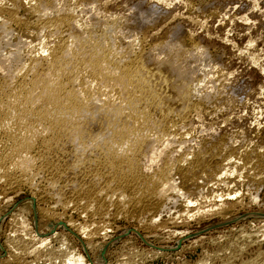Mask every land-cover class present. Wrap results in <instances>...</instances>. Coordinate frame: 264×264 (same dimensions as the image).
<instances>
[{"label":"bare ground","instance_id":"bare-ground-1","mask_svg":"<svg viewBox=\"0 0 264 264\" xmlns=\"http://www.w3.org/2000/svg\"><path fill=\"white\" fill-rule=\"evenodd\" d=\"M70 1L6 0L0 6L3 193L44 186L55 204H78L90 218L149 215L154 223L171 193L200 194L237 169L253 184L264 180L259 152L249 150L234 163L236 151L222 141L184 147L191 115L222 95L213 77L207 88L209 78L199 73L206 61L200 47L176 31L146 48L134 25L92 14L84 0ZM152 18L141 12L138 27L148 28ZM32 33L36 46L21 36ZM29 237H12L14 249L29 255L47 242ZM83 260L72 255L66 264ZM246 264H264V252Z\"/></svg>","mask_w":264,"mask_h":264},{"label":"rangeland","instance_id":"rangeland-1","mask_svg":"<svg viewBox=\"0 0 264 264\" xmlns=\"http://www.w3.org/2000/svg\"><path fill=\"white\" fill-rule=\"evenodd\" d=\"M84 1L92 14L117 16L127 27L134 25L146 48L178 31L204 51L199 73L215 78L222 95L214 94L212 102L191 115L185 148L213 140L236 151L234 163H241L249 150L264 156V0ZM141 12L153 13L146 29L138 27ZM32 34L21 36L36 46ZM240 170L218 186L208 184L200 194L171 193L156 224L148 221L149 215L90 218L78 204H55L44 186L0 190V264H18L20 258L24 264H66L72 255L84 264L249 263L264 252V180L253 184L246 170ZM95 223L102 232L93 235ZM32 235L47 242L32 247L29 255L14 249L13 238L26 241Z\"/></svg>","mask_w":264,"mask_h":264}]
</instances>
